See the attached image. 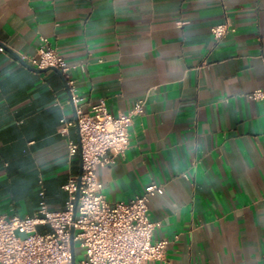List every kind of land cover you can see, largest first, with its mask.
I'll list each match as a JSON object with an SVG mask.
<instances>
[{
  "label": "crops",
  "instance_id": "obj_1",
  "mask_svg": "<svg viewBox=\"0 0 264 264\" xmlns=\"http://www.w3.org/2000/svg\"><path fill=\"white\" fill-rule=\"evenodd\" d=\"M43 40L70 67L83 112L143 102L124 156L96 176L110 204L162 188L148 217L152 240L168 244L148 264H264V100L246 98L264 91V0H0L1 45L32 57ZM2 50L0 215H35L40 189L62 211L81 169L70 94L54 71ZM61 119L74 124L62 132Z\"/></svg>",
  "mask_w": 264,
  "mask_h": 264
},
{
  "label": "built area",
  "instance_id": "obj_2",
  "mask_svg": "<svg viewBox=\"0 0 264 264\" xmlns=\"http://www.w3.org/2000/svg\"><path fill=\"white\" fill-rule=\"evenodd\" d=\"M228 32L225 24L211 29L214 40ZM0 51H3L0 48ZM20 60L39 70L55 69L63 77L75 108L78 129L77 144H69L70 155L80 151V176L70 178L63 186L67 200L62 211H50L43 189L31 217L0 215V264H72L70 229L74 230L75 264H148L163 261L168 242L153 241L157 224L149 220L148 202L162 188L151 184L128 202L110 204L102 194L97 170L123 157L129 146L128 127L132 118L143 113V102L137 101L128 113L111 114L104 100L83 112L77 107L75 81L66 61L49 47L45 40L32 57ZM263 101L264 91L246 96ZM61 131L74 122L61 119ZM46 226L49 232L37 228Z\"/></svg>",
  "mask_w": 264,
  "mask_h": 264
},
{
  "label": "water",
  "instance_id": "obj_3",
  "mask_svg": "<svg viewBox=\"0 0 264 264\" xmlns=\"http://www.w3.org/2000/svg\"><path fill=\"white\" fill-rule=\"evenodd\" d=\"M0 47L3 48L5 51H7L8 53H10L17 61H19V63L26 67L27 69L31 70V71H34V72H37V73H44V72H47V71H54L55 73H57V75H59L61 77V79H63V77L61 76L60 72L55 70V69H45V70H39V69H36V68H33L31 66H29L27 63H25L24 61L20 60V57L18 55H16L15 53H13L12 51H10L9 49H7L6 47H4L3 45H1L0 43ZM63 83H64V86L66 88V83L63 79ZM67 89V88H66ZM68 91V90H67ZM80 176V172H79V175ZM73 233H74V230L71 228L70 229V234H71V240H70V253H71V258H72V264H75L74 262V244H73Z\"/></svg>",
  "mask_w": 264,
  "mask_h": 264
}]
</instances>
